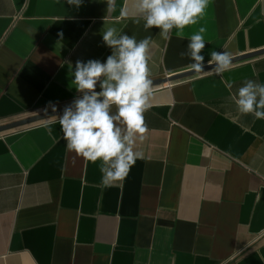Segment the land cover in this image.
<instances>
[{"label":"crops","instance_id":"obj_1","mask_svg":"<svg viewBox=\"0 0 264 264\" xmlns=\"http://www.w3.org/2000/svg\"><path fill=\"white\" fill-rule=\"evenodd\" d=\"M131 3L0 0V127L79 97L75 63L106 61L109 27L152 36L153 82L191 71L180 53L201 26L205 67L211 51L264 50V0H209L169 41ZM248 79L264 84V56L153 89L142 157L111 187L101 161L67 149L58 118L0 134V264H264V119L230 99Z\"/></svg>","mask_w":264,"mask_h":264},{"label":"clouds","instance_id":"obj_2","mask_svg":"<svg viewBox=\"0 0 264 264\" xmlns=\"http://www.w3.org/2000/svg\"><path fill=\"white\" fill-rule=\"evenodd\" d=\"M106 3L107 13L115 11L116 0ZM67 4L78 8L82 0H67ZM208 4L209 0H132L131 6L137 24L142 20L145 31L159 29V36L169 41L173 30L183 39V30L198 23ZM121 15L128 13L122 10ZM205 32V27H199L188 38L186 52L180 53L192 61L187 68L195 73L205 67L201 55ZM102 37L111 55L105 62L76 61L72 84L81 95L65 106L57 118L67 149L86 161H101V184L111 187L122 182L142 157V153L134 151V146L137 138L142 140L147 131L144 113L151 107L153 95L149 65L154 41L152 36L138 41L134 35L118 32L115 27L105 29ZM210 56L207 64L215 65L212 70L217 74L231 70L230 52L211 51ZM227 87L231 89L232 84ZM230 99L239 114L264 119V84L245 80Z\"/></svg>","mask_w":264,"mask_h":264},{"label":"water","instance_id":"obj_3","mask_svg":"<svg viewBox=\"0 0 264 264\" xmlns=\"http://www.w3.org/2000/svg\"><path fill=\"white\" fill-rule=\"evenodd\" d=\"M262 56H264V50L258 51L255 53H250L247 55H243L241 57H237V58L233 59V65L241 63V62L249 61L252 59H256V58H259ZM214 67H215V65H209V66L204 67L203 71L199 72V73H195L193 71H188L186 73H182L179 75H174L171 77H167L165 79H160V80L154 81L153 82V89L163 88L166 85H171V84L179 82V81H183V80L190 79V78H193V77H196L199 75H203L205 73L212 72V71H214V70H212ZM62 113H63V109H59L57 111H53V112H50V113H47L44 115H40V116L33 117L30 119H25L23 121H19L17 123H12L10 125L2 126V127H0V134L6 133L9 131L18 129V128L33 125V124H36V123H39L42 121L57 118L58 116L62 115Z\"/></svg>","mask_w":264,"mask_h":264}]
</instances>
